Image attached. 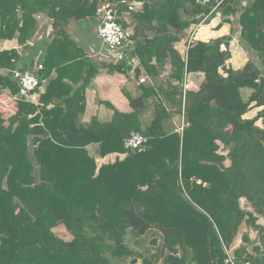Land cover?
Returning <instances> with one entry per match:
<instances>
[{
	"label": "trees",
	"instance_id": "1",
	"mask_svg": "<svg viewBox=\"0 0 264 264\" xmlns=\"http://www.w3.org/2000/svg\"><path fill=\"white\" fill-rule=\"evenodd\" d=\"M121 1L110 13L132 31L135 75L142 68L154 82L140 83V94L128 97L130 109H113L110 121H81L86 82L70 90L53 79L40 97L43 105L14 98L18 86L9 71L20 56L16 49L0 51V264H130L133 258L136 264H225L224 247L242 225L256 236L242 234L233 250L237 260L264 264V0H252L238 15L240 44L257 60L223 73L220 39L211 46L196 41L185 60L174 43L200 14L214 8L223 21L234 15L236 0H210L211 6L198 0H0V40L24 43L39 13L63 34L69 19L97 18L101 8ZM53 44L49 53L58 50V41ZM51 68L37 75L44 78ZM185 71L202 72L204 79L187 92L180 134L173 115H180ZM58 89L62 101L46 108ZM252 107L261 109L245 117ZM132 131L146 138L138 151L124 148ZM89 144L102 157L125 155L98 165ZM59 224L70 239L53 231Z\"/></svg>",
	"mask_w": 264,
	"mask_h": 264
},
{
	"label": "crops",
	"instance_id": "2",
	"mask_svg": "<svg viewBox=\"0 0 264 264\" xmlns=\"http://www.w3.org/2000/svg\"><path fill=\"white\" fill-rule=\"evenodd\" d=\"M251 1L236 0L237 9L235 14L225 16L226 20L224 21L223 17L214 14V8L206 16L200 14L203 15L202 19H199L200 15L196 16L198 22L187 28L185 36L174 43V48L182 55L191 35H193L192 44L196 41H202L211 46L214 45L216 40L220 39V52H225L227 57L219 71L223 73L224 69L228 67L233 70H242L249 62L257 60L256 57H253V54L244 50L240 44L238 15ZM126 15L127 12H124L122 18L126 19ZM99 16L90 20L69 19L63 25V34H60L59 28L53 27L52 19L39 13L35 15L36 26L33 34L24 43H19L15 37L0 40V51L6 49L17 50L20 59L15 69H29L40 76V72L47 69L49 63L51 64L50 73L44 78L41 77L42 83L37 90L39 105H43L40 97L49 87L50 81L55 78L60 79L61 83L67 85L70 90L71 87L72 89L77 88L83 82H86L84 89L85 110L81 116V121L87 122L93 117H96L99 121H110L113 109L120 111L130 109L128 97H136L140 94V83L153 84V78L142 68L140 73L135 75V70L139 66L137 58L132 60L133 57L130 54L123 52L119 56H113L100 48V42L96 34ZM223 37L225 38L223 39ZM53 41L54 44L58 41V45H56L58 50L49 53V47ZM47 54H49L48 66L44 64ZM37 63L42 64L40 69L36 68ZM92 70H95L94 74H91ZM166 71L167 68L161 71L160 78L164 77ZM1 72H8V69H2ZM188 75L194 85L191 91L197 90L204 79V74L202 72H189ZM141 78L144 81L141 82ZM66 90L69 92L68 89ZM242 90L245 94H249L252 88L246 86ZM63 92H65V89H63ZM60 94L62 92L59 89L55 90L54 96L48 102L46 108L52 107L55 101L61 102L62 99L58 97ZM152 100V97L147 99L148 108L144 116V120L147 121L152 117ZM260 109V107H252L245 117L255 116ZM261 122V118H258L256 124L261 125ZM86 148L89 154L95 157L98 165L113 161L116 157L121 158L124 156L121 153H110L102 157L98 154L96 144H89ZM242 204L246 205L245 203ZM259 222L263 223L261 219ZM241 231L248 232L247 228ZM248 235L250 239H255L256 234L251 235L248 233ZM238 236L237 233L230 245L231 247H240L237 244L240 240Z\"/></svg>",
	"mask_w": 264,
	"mask_h": 264
},
{
	"label": "built area",
	"instance_id": "3",
	"mask_svg": "<svg viewBox=\"0 0 264 264\" xmlns=\"http://www.w3.org/2000/svg\"><path fill=\"white\" fill-rule=\"evenodd\" d=\"M96 34L100 42V48L113 56L121 55V53L130 54V51L134 48L135 41L132 38V31L128 28H124L120 23L116 22L113 15L110 12H106L104 8H101L100 16L97 20ZM192 36L187 41L185 50L182 53V58H187V51L192 44ZM136 58H132L134 60ZM42 67L41 63H37V69ZM12 77L16 80L18 86V92L13 96L14 98H24L27 102L38 104L37 90L42 83L41 78L33 71L29 69H14L11 70ZM189 72L185 71L181 83V106L180 115L177 120H174V131L182 133L183 128L187 125L185 120L186 105H187V92L194 88V85L189 79ZM140 81H144L143 78ZM146 138L138 131H132L129 136L124 140V148L129 151H138L144 147ZM125 155V154H124ZM239 240L237 244L239 245ZM236 247H224L226 257L224 258L225 264H256L251 260L238 261L233 250ZM140 264V263H137ZM194 264V263H185Z\"/></svg>",
	"mask_w": 264,
	"mask_h": 264
},
{
	"label": "rangeland",
	"instance_id": "4",
	"mask_svg": "<svg viewBox=\"0 0 264 264\" xmlns=\"http://www.w3.org/2000/svg\"><path fill=\"white\" fill-rule=\"evenodd\" d=\"M140 7V5H138L136 8L137 9H140L139 8ZM129 13H127V18L125 19V21H129L130 20V18H129ZM177 116L176 115H173V120H177ZM247 228V230H248V232L247 233H249V234H251V235H254V234H256V231L255 230H253V229H249L248 227H246L245 225H242L240 228H239V230H238V237H239V239L242 241V234L243 233H245V231H241L242 229H246ZM53 231L58 235V236H60V237H62V238H64V239H66V240H68V239H70V234L68 233V231L64 228V226L63 225H61V224H59V225H57V226H55L54 228H53ZM241 244V243H240ZM239 244V245H240Z\"/></svg>",
	"mask_w": 264,
	"mask_h": 264
},
{
	"label": "water",
	"instance_id": "5",
	"mask_svg": "<svg viewBox=\"0 0 264 264\" xmlns=\"http://www.w3.org/2000/svg\"><path fill=\"white\" fill-rule=\"evenodd\" d=\"M199 3L205 5V6H211L212 2L210 0H198ZM125 2L124 1H121L119 3H117L116 5H113V4H109V5H106L104 6V10L106 12H111L112 10L115 9L116 6H120V5H123ZM203 18V15H200L199 16V19H202ZM9 74L12 76V72L10 71ZM136 261L137 259L136 258H133L131 261H130V264H136Z\"/></svg>",
	"mask_w": 264,
	"mask_h": 264
}]
</instances>
